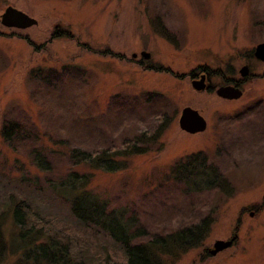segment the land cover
Returning a JSON list of instances; mask_svg holds the SVG:
<instances>
[{
    "label": "rangeland",
    "instance_id": "374dc122",
    "mask_svg": "<svg viewBox=\"0 0 264 264\" xmlns=\"http://www.w3.org/2000/svg\"><path fill=\"white\" fill-rule=\"evenodd\" d=\"M7 7L37 25L5 28ZM55 27L59 36L51 39ZM262 43L264 0H0V128L18 122L29 135L13 148L0 139V264H18L33 239L20 238L12 224L10 196L24 198L36 218L69 238L72 261L120 264V247L78 225L53 185L67 174L68 150L119 145L163 117L162 135L147 145L152 150L129 158L126 168H73L88 174L86 192L133 218L143 234L134 244L211 221L198 247L159 253L161 264H264V64L252 55ZM243 65L257 78L244 84L239 100L191 87L190 75L201 68L219 87L221 77L240 79ZM185 107L205 119L204 132L179 129ZM35 153L47 171L36 168ZM194 154L218 170L226 192H195L173 180L174 167ZM233 235L231 248L207 254Z\"/></svg>",
    "mask_w": 264,
    "mask_h": 264
},
{
    "label": "trees",
    "instance_id": "16d2710c",
    "mask_svg": "<svg viewBox=\"0 0 264 264\" xmlns=\"http://www.w3.org/2000/svg\"><path fill=\"white\" fill-rule=\"evenodd\" d=\"M113 56L122 58L118 53H114ZM158 69L160 70V68ZM164 125L165 117L159 118L158 124H155L146 133L137 134L133 138L125 139L119 145L106 149L93 152L78 148L68 150L66 154L67 174L58 184L53 185L54 190L58 189L59 200L68 207L71 216L78 225L98 229L120 247L122 256L120 264H161L159 253L178 252L179 254L196 248L205 239L209 227H211V221L204 218L195 225L156 237L146 243L134 244L133 242L143 234L142 230L133 229V218H125V213L109 209L104 200H95L94 198L97 196L89 194L84 188L89 180L88 174L73 170V168L79 167L102 172H115L124 169L127 167L129 158L152 150H148L147 145L160 138ZM28 136L23 133L18 122L8 121L3 123L0 128V139L8 147H12L18 139L24 140ZM33 162L37 169L48 170L47 162L38 153L34 154ZM171 174L173 180L182 181L188 186V189L195 192L213 187L226 192L225 189L230 188L218 170L209 166L201 154L188 156L184 162H180L174 167ZM194 176L198 179H193ZM193 180L194 182H192ZM196 180L200 181L199 184L196 183L198 182ZM192 184L195 186H191ZM80 189L81 191H79ZM9 201L13 204L11 207L12 224L18 229L19 237L22 239L33 238L30 244L31 248L21 255L22 259L18 264H85L70 259L69 238L64 239L65 236L52 230L47 226V222L44 223L45 220L36 218L33 210H30L31 205L24 198L15 202L14 198L10 196ZM3 214H0V254L5 248L1 231ZM103 264L109 263L103 261Z\"/></svg>",
    "mask_w": 264,
    "mask_h": 264
},
{
    "label": "water",
    "instance_id": "95a60500",
    "mask_svg": "<svg viewBox=\"0 0 264 264\" xmlns=\"http://www.w3.org/2000/svg\"><path fill=\"white\" fill-rule=\"evenodd\" d=\"M1 24L7 28L26 29L37 25V21L22 11L13 7H7L1 15ZM136 56V54H133L132 58H136ZM140 57L144 60H148L150 58V54L147 52H141ZM254 57L264 63V43L256 46L254 49ZM247 71V67H242L240 69V75L245 77L247 75ZM191 86L197 92L205 90L204 78H201L200 80H193ZM215 93L218 97L228 100L239 99L242 95V92L238 88L233 87H220ZM178 125L180 130L189 134L200 133L206 129V121L196 110L190 107H185L181 110ZM236 239L237 235H234L227 241H216L213 244L212 249H209V254L211 256H215L217 253L228 249L232 246Z\"/></svg>",
    "mask_w": 264,
    "mask_h": 264
},
{
    "label": "flooded vegetation",
    "instance_id": "af4514ba",
    "mask_svg": "<svg viewBox=\"0 0 264 264\" xmlns=\"http://www.w3.org/2000/svg\"><path fill=\"white\" fill-rule=\"evenodd\" d=\"M57 36H59V31L56 29V27L53 29L52 33H51V39H55L57 38ZM30 45L32 47H34V44H32L30 42ZM245 67H247L248 71H247V76L246 78H243V79H236L235 77L233 76H230L228 78H224V77H221L220 79L222 80V84L221 86H227V87H233V88H238L241 92H242V95H243V86L244 84H246V82H248L249 80H253L255 78H257L255 74L251 73V68L249 65H245ZM191 81L192 80H200L201 78H204V82H205V90L206 91H211V92H215V90L218 88L217 87H213L210 83V80H211V74L206 71L205 69H201L199 74H191ZM219 86V87H221Z\"/></svg>",
    "mask_w": 264,
    "mask_h": 264
}]
</instances>
